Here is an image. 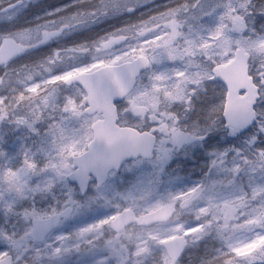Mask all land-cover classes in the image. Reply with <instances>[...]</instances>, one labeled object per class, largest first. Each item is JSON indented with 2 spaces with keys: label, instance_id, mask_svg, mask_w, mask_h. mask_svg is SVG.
Returning <instances> with one entry per match:
<instances>
[{
  "label": "snow or ice",
  "instance_id": "snow-or-ice-1",
  "mask_svg": "<svg viewBox=\"0 0 264 264\" xmlns=\"http://www.w3.org/2000/svg\"><path fill=\"white\" fill-rule=\"evenodd\" d=\"M29 2L0 0V264H264V0Z\"/></svg>",
  "mask_w": 264,
  "mask_h": 264
},
{
  "label": "rangeland",
  "instance_id": "rangeland-1",
  "mask_svg": "<svg viewBox=\"0 0 264 264\" xmlns=\"http://www.w3.org/2000/svg\"><path fill=\"white\" fill-rule=\"evenodd\" d=\"M8 0H3V3H7ZM70 0H30L28 8L25 10V15L23 19L27 22H32L35 16H39L50 9L58 8L61 5L68 4ZM165 0H148V3L142 5L137 9V12L144 11L145 9L151 8L153 5L163 4ZM3 3H0V7H3ZM136 13L125 14L135 16ZM124 19V16H115V17H106L99 20L97 23L91 25L86 29H81L78 32L69 34L66 37H63V42H72L74 40H79L82 38H91L95 34L101 31L110 30L112 27L118 26ZM60 42L53 41L50 44L43 45L40 49L35 50L33 53H30L28 58L35 59L39 56L46 54L48 50L52 47L58 46ZM195 113H193V118ZM211 135V134H210ZM219 135V134H217ZM222 146V145H218ZM206 159V156L202 149L199 146L191 149V153L188 156H185L182 159V168L181 171L187 172L191 170L194 175H199L201 170L202 161ZM176 161L173 159L172 163ZM171 167V164H170ZM119 179V178H117ZM187 261V257H185ZM193 260L195 257L192 258Z\"/></svg>",
  "mask_w": 264,
  "mask_h": 264
},
{
  "label": "clouds",
  "instance_id": "clouds-1",
  "mask_svg": "<svg viewBox=\"0 0 264 264\" xmlns=\"http://www.w3.org/2000/svg\"><path fill=\"white\" fill-rule=\"evenodd\" d=\"M191 153V152H190ZM185 156L182 154V152H181V154H179V155H177L174 159H175V163L173 164L172 163V161L170 162V164H171V168L173 169V170H175V171H178V172H182L181 171V168H176V165H181L182 166V159L184 158Z\"/></svg>",
  "mask_w": 264,
  "mask_h": 264
}]
</instances>
